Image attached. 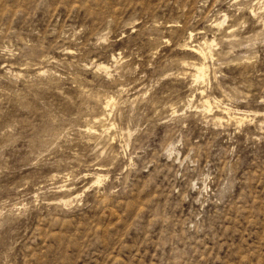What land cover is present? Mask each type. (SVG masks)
Returning <instances> with one entry per match:
<instances>
[{
    "label": "rangeland",
    "instance_id": "1",
    "mask_svg": "<svg viewBox=\"0 0 264 264\" xmlns=\"http://www.w3.org/2000/svg\"><path fill=\"white\" fill-rule=\"evenodd\" d=\"M0 264H264V0H0Z\"/></svg>",
    "mask_w": 264,
    "mask_h": 264
},
{
    "label": "bare ground",
    "instance_id": "2",
    "mask_svg": "<svg viewBox=\"0 0 264 264\" xmlns=\"http://www.w3.org/2000/svg\"><path fill=\"white\" fill-rule=\"evenodd\" d=\"M192 51L194 52L195 50L194 49H192ZM194 53H196V52H194ZM198 67V66H197ZM199 71H200V69H199ZM202 71V70H201ZM200 74H201V72H200Z\"/></svg>",
    "mask_w": 264,
    "mask_h": 264
}]
</instances>
